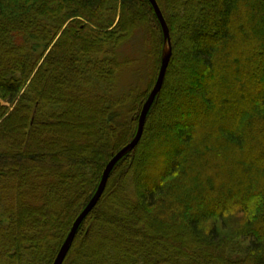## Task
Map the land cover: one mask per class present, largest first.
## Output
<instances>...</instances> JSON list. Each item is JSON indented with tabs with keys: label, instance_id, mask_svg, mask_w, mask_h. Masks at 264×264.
<instances>
[{
	"label": "trees",
	"instance_id": "obj_1",
	"mask_svg": "<svg viewBox=\"0 0 264 264\" xmlns=\"http://www.w3.org/2000/svg\"><path fill=\"white\" fill-rule=\"evenodd\" d=\"M156 1L163 85L62 264H264V0ZM137 38L145 89L118 52ZM164 42L148 0H0V264H52L133 139ZM126 68L137 84L119 91Z\"/></svg>",
	"mask_w": 264,
	"mask_h": 264
},
{
	"label": "water",
	"instance_id": "obj_2",
	"mask_svg": "<svg viewBox=\"0 0 264 264\" xmlns=\"http://www.w3.org/2000/svg\"><path fill=\"white\" fill-rule=\"evenodd\" d=\"M148 1L151 4V6L154 10V13H155L160 25H161L164 40L168 43V52L162 56L161 63L159 66V70H158L155 82H154L146 100L144 101V103L142 105V108L140 110L139 117H138L137 130H136V133H135L133 139L130 142H128L125 146H123L120 150H118L110 158V160L107 162V164L105 165V167L102 171V174H101L100 181L97 185V188H96L94 194L92 195V197L89 199L87 204L84 206V208L81 210V212L77 215V217L73 221V223L70 227V230H69L68 234L66 235L64 242L60 246L52 264H62L63 263L66 255H67V253H68V251L72 245V242L75 238V235L77 233V230H78L80 224L82 223V221L85 219V217L88 215V213L92 210V208L96 205L99 198L101 197V194L103 193V191L105 189L106 182L108 180V177H109V174H110L112 168L114 167V165L118 162V160L123 155H125L127 152L132 150L136 146V144L139 142L141 135H142V132H143V129H144V124H145V120H146V116L148 114V111H149L153 101L155 100V97L157 96V94L159 93V91L163 85L167 66H168V62H169V58H170V54H171L169 29H168L167 23L164 19V16L162 14V11H161L157 1L156 0H148Z\"/></svg>",
	"mask_w": 264,
	"mask_h": 264
},
{
	"label": "rangeland",
	"instance_id": "obj_3",
	"mask_svg": "<svg viewBox=\"0 0 264 264\" xmlns=\"http://www.w3.org/2000/svg\"><path fill=\"white\" fill-rule=\"evenodd\" d=\"M232 26L234 27V25L232 24ZM141 37V36H140ZM139 39L140 38H137L136 40H134L133 42H130V43H127L125 45H123L122 47H120V49H118V52H119V55H122V54H127V55H131L132 53H134L140 60V63H142L141 65H139V68H143V70L141 72H143L141 74V79H138V84L139 86L142 88V89H145L146 86H147V83H149V79H150V73L148 74V72H152L150 70V68L147 66V64H149L148 60L146 59V57L144 56L143 54V51L141 50L142 49V46H141V42H139ZM198 41H200V43L202 42L201 39H198ZM163 55L166 54L168 52V43L165 41L164 42V45H163ZM182 52V55L184 56L185 58V62H190L191 61V57H192V52H191V48L188 47L186 48L184 51H181ZM133 55V54H132ZM191 67V70H192V66ZM138 68V66H137ZM136 82V77L134 76L133 72L131 71V69H123L120 71L119 73V80H118V84H117V90L119 91H123L125 90L126 88H128V86L130 84L132 85H135L137 83ZM203 82V81H202ZM200 85V84H199ZM193 86H195V84H193ZM180 93H184V94H187L189 93V89H182V91H179L178 89H176V91H173L169 97V100H168V104L170 105V103L172 104L173 101L175 98L177 99V97L180 96ZM169 105H167V103L164 104L163 108H161V115L159 116V118L157 119L156 122H158L159 124V127L156 129V134H155V137L153 138V142H152V145L154 146V148L157 146V143L161 140L162 137H165L163 139H166V133L165 131L163 132V127L164 126H167V124L169 123V120H168V116H170L169 114L171 113L170 109L169 108ZM179 106V105H178ZM177 106V109L179 110L180 107ZM169 112V114H168ZM177 119V118H176ZM178 125V124H177ZM180 125V124H179ZM174 125H171L170 128H173ZM71 140L70 141H75V140H82L83 137H84V132H82V128L81 126H79V133H78V137L76 138L75 136L71 135L70 136ZM81 144L85 143V142H82L80 141ZM87 148V146H86ZM146 151L150 152L151 149H146ZM169 155H167V158H168ZM169 160H167L168 162ZM146 163H144L145 165ZM146 168H150L148 166V163L146 164ZM236 201H239L240 200V197L238 198H235ZM230 204V203H229ZM215 209V208H214ZM217 209V208H216ZM221 225L220 224V221L219 220H216V219H210L206 222V226H210V225ZM230 228V227H229Z\"/></svg>",
	"mask_w": 264,
	"mask_h": 264
}]
</instances>
